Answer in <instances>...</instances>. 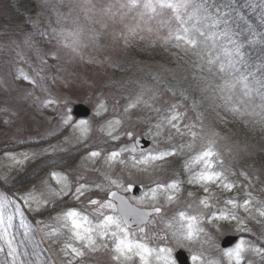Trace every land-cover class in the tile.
<instances>
[{"label":"rangeland","instance_id":"1","mask_svg":"<svg viewBox=\"0 0 264 264\" xmlns=\"http://www.w3.org/2000/svg\"><path fill=\"white\" fill-rule=\"evenodd\" d=\"M15 1L0 0V36H3L5 31L14 32L16 33L14 38L20 44V47L14 51L0 50V82H6L0 88V124L5 120L12 121L10 124L4 125L6 129H9L8 131H0V150L24 143H39V145L25 148L20 152L2 154L0 156V181L8 185L25 167L34 163L44 165L47 160L53 159L57 151H63L64 154L73 156L83 149H94L101 146L103 155L110 149V146H103L111 142L107 136L108 122L120 120L117 130L121 133L123 141L129 145L131 144L123 133L132 131L135 137L147 136L152 141V148L143 151V153L139 150H136L135 153H125L123 157L125 163L112 166L105 163V155H101V158L95 160L91 159L89 155L79 160L76 157L73 163L67 167V172L56 170L53 172L61 175L66 174L72 188L77 186V177L80 178L79 182L81 183L86 180L92 185L100 184L103 188L106 187L107 192L111 190L126 192V187L130 184L143 186L145 191L142 197L132 200L138 206L165 209L164 214L157 217L146 230L148 239H151L149 245L155 247V249L169 248L171 250L169 261H172L171 256L175 250L184 249L191 252L193 256L199 257L195 264H200L201 258L207 264H211L210 262L213 261L216 262H213V264H230L229 259L224 255L225 252L221 253L217 248L220 241L217 235L213 236L212 232L204 238H198L204 239L198 242H196L198 239L188 241L180 236L178 232L179 214L177 215V213L182 209L181 203L188 204L186 203L188 198L181 191L183 184H180L179 191L158 192L155 200L150 198L149 189L156 187L157 183H171L175 179L188 182L189 174L185 171L184 166L185 161L190 158L189 149L185 147L183 152H177V156L169 158L162 165L160 162L149 166L137 165L134 167L132 165V155L140 156L157 149L166 150L172 146L179 148L190 143L192 138L190 136L174 135L169 140L167 130H165L163 135L154 141L148 134V126L141 127L138 120H134L131 115H126V121L121 120L120 117L111 118L108 116L107 120L102 123L100 121L106 112L97 115L98 104L101 101L109 111L112 106L117 107L118 110L115 114L117 117L119 112L125 113L124 108L128 104L129 98H134L136 94H139L141 86L146 90H151L150 93H146L145 98L147 99L148 95L154 93L156 99L149 100L150 107L141 104L143 107L141 113H149V117H155L157 122L159 116L153 109L160 108L162 112H167L171 105H177L178 111L185 114L183 123L196 125L194 131L198 135L191 155L199 154L209 140H215L213 151L219 157L218 160L215 157L212 158L215 170L223 171L229 176V180L235 181L237 185L231 192L216 185L209 186L208 194H211V198L217 199L218 206L222 205L224 200L233 197L239 203H242L244 199L248 198L249 193H251L254 201L264 202V151L262 153L257 152L253 147L254 145L243 135L244 132L240 131L239 135L235 127L226 125V112L223 109L226 105L219 101V103L213 105L214 110L210 114L205 111L197 115L196 110H192L184 103V93L183 96L180 94L182 98L178 96L179 102H177V96H172V94L170 95L171 98L165 96L163 87L171 86L170 73H166L163 80V77L158 74L164 72L159 65L155 69L143 71L145 68L132 60L136 56L130 53V48L135 45L132 44L135 41L142 44L146 42L158 43L169 38V27L165 23L169 19V10H163L160 15L154 16L145 24L136 10H117L113 8L107 14L101 11V3L107 7L109 4H118L120 0H94L97 6L91 11L88 10V6L84 4L83 0H19L23 3V9H25V23L30 27V29H27L22 23V19L15 20L14 17L8 16L14 13L11 11L10 6L15 4ZM32 3L37 8L34 14L29 12ZM73 21H75V25H73ZM73 26L83 29L82 41L85 46L78 50V54L64 47L63 42L58 40L56 36V33L61 30L68 31ZM131 28L136 29L135 34L129 32ZM93 32L101 33L99 39L95 42L90 39ZM125 37L128 39L127 45L124 42ZM35 49H39L42 53L55 52L59 57L58 60H53L51 55L45 57L48 60V66L40 73L41 76L45 77L43 81H40L36 75L40 61ZM17 53H21L24 59L18 58ZM21 72L30 78L36 79L47 91H42L41 87L37 85L15 79ZM54 76L57 78L55 82L52 80ZM147 78L149 80H146ZM119 79H121L120 81L125 80V82L122 81L124 91L115 90L114 88ZM131 79L139 82L135 87L129 89V80ZM213 94L214 92L211 91L206 95L213 96ZM48 99H52L57 103L47 108L42 107L41 103ZM242 99L248 100L249 98L238 94L237 99L232 100V104L235 103L233 106L239 108L241 112L247 113L241 115L243 121L246 122L245 124L252 122H254L253 124H260V115L252 113L253 109L256 113L260 112L257 106L261 104V101L256 100L257 103L242 104ZM253 99L252 97L250 101H253ZM79 104L89 107L93 112L92 117L84 121L88 129L84 137H81L79 129L74 127L65 128L59 123L58 119H55L57 108L60 112L70 109L72 115L73 107ZM12 113H16V116L13 117ZM145 121L146 117L140 123ZM73 122L79 124L81 121H76L73 118ZM205 124L207 125L204 127ZM218 124L220 128L217 126ZM61 132H65V134L55 144L57 146L56 152L49 151L45 154L44 149H49V147L43 145V142ZM23 153H35L36 158L25 161L22 165L10 159L12 156L22 159ZM241 172L244 173V176H247V179L239 175ZM232 173H236V175H232ZM51 174L37 177L30 188L19 195H27L31 192L39 203L33 202L30 208L22 206L24 221L28 230L27 235H25L26 229L20 225L19 216H15L12 221L13 226L10 232L15 238L14 246L17 248L18 253L23 254L18 255V262L26 261L27 264H67L69 257L65 255L64 246L59 248L58 245L65 244V236L60 234L55 237L45 236V233L50 232L52 227L60 229L61 232L67 231L62 229L60 223L56 220V217L61 216L64 212L54 217H46L45 220L40 221L39 226L36 228L37 234L33 237H31L33 226L28 224L27 213L35 215L46 209L54 201H61V198L67 197H58L52 194L53 191H59L63 184L53 180ZM106 177L116 181V184H110L109 179ZM117 184L120 186L118 187ZM170 194L175 197L171 202L167 200V196ZM0 195L13 198L1 190ZM68 196L73 197L71 194ZM102 197H104L105 202L108 201L105 195ZM177 200L180 202L175 205ZM193 206L194 202L192 201L189 207L185 208L187 215L194 213ZM224 207L225 205L222 208ZM257 207H259L257 203L251 205L254 213ZM196 208H203L199 204V200H196ZM82 210L85 213L94 212V206L88 204ZM107 210L105 209L106 214ZM109 215L113 214L109 213ZM237 215L245 217L247 213L241 209ZM224 222L223 227L216 226L217 232L222 235L219 236L220 240L223 239L224 235L249 234L252 238V244H264V226L257 224L255 220H245V224L252 230L251 232L240 231V225L236 221ZM44 225L50 227L45 228ZM173 233L177 234L173 235ZM135 238L136 241L142 242L141 238ZM38 248L45 249L48 260L43 259L41 263L40 256L37 253ZM0 249H3L0 251L2 256L0 258L2 263L0 264H13L9 249L3 240H0ZM92 253L86 252V256L82 258L84 263H102V260ZM218 253L221 254L218 255ZM250 253L252 252L245 255L247 259L245 264H264L261 257L255 253H253L252 258H249ZM156 261V264H163V261ZM105 264L107 263L105 262Z\"/></svg>","mask_w":264,"mask_h":264},{"label":"snow or ice","instance_id":"2","mask_svg":"<svg viewBox=\"0 0 264 264\" xmlns=\"http://www.w3.org/2000/svg\"><path fill=\"white\" fill-rule=\"evenodd\" d=\"M84 4L88 6V10L91 11L96 8L97 4L94 0H83ZM113 8L117 10L128 9L129 11L136 10L141 20L148 23L154 16L160 15L163 10H169V19L165 23L169 27V38H173L177 42H181L185 46V51L193 50L194 54L199 56L202 61L201 67L207 66V70L213 76L219 75L221 84H217L216 88L221 93V98L225 100L226 107L233 99V94L237 89L240 90L241 96L249 98L248 100H241L242 104L250 102L252 97H258L261 104L258 105L260 112L256 113L253 109L252 114H259L260 122L264 123V63L253 68L248 63L244 49V44L240 37L242 33L233 26V21L229 17V14H220L219 9L216 7L214 0H120L118 4H109L107 7L101 3V11L105 14L112 11ZM75 25V21H73ZM151 31L150 29H148ZM83 29L78 26H73L71 30L56 33L58 40L62 41L64 47L72 50L73 53L78 54V50L85 46L82 41ZM129 32L135 34L136 29L131 28ZM43 36V34H41ZM101 33L93 32L90 39L95 42L99 39ZM16 33L4 32L3 36H0V50L14 51L20 47L17 40L14 38ZM127 45L128 39L124 40ZM180 46V43L177 44ZM36 55L40 61L39 67L36 70V75L40 81L45 79L40 73L44 71L48 66V60L46 56L51 55L53 60H58L59 57L55 52L42 53L39 49H35ZM17 57L24 59L21 53H17ZM215 69V72H214ZM15 79L25 81L30 84L41 87L42 91H47L43 88L42 84H39L36 79L30 78L28 75L21 74L16 76ZM56 77H52L53 82L56 81ZM6 82H0V88ZM151 90H146L141 86V91L136 94L134 98H129L128 104L124 108V112L127 113L130 109H136L143 104L144 106H151L149 100H155V94L148 95L145 98L146 93H150ZM227 93V95H224ZM173 94H175L173 90ZM183 96V93H181ZM186 99V97H185ZM57 102L48 99L41 103V106L47 108L51 105H55ZM158 113V120L155 124H149L148 134L155 141L156 138L161 137L165 130H167L168 139L174 135L190 136L191 142L187 145H182L179 148L172 146L166 150H155L142 154L140 156L132 155V165L149 166L157 162L161 165L163 162L168 161L169 158L177 155V152H183L184 148L189 149L190 158L185 161V171L189 174L188 183L191 185H198L202 188L203 192L207 194L210 190V185H216L228 192H231L237 187L235 181H230L229 176L223 171L215 170V165L212 158L219 159L218 154L213 151V145L215 140H209L208 144L204 145L202 150L197 155H191V151L194 148V144L197 140V132L194 131L196 125L193 123H183L185 114L178 111L177 105H171L167 112H162L160 108L153 109ZM108 109L103 101L98 104L97 115L101 112H107ZM234 114L245 115L246 112L235 106L229 108ZM15 117L16 113H12ZM55 119L59 120V123L63 127H74L79 129L81 137H84L88 131L85 122L81 121L79 124L73 122L71 110L60 112L57 108V116ZM11 120H5L0 124V131H8L4 125L10 124ZM147 123V122H145ZM120 124V120L109 121L107 125V136L114 142V147L106 151L104 160L109 166L114 164H124L125 153H135L139 147V141L134 136L132 131H125L124 136L127 137V142L122 140L121 133L117 130V126ZM183 125V126H182ZM216 135V134H214ZM120 142V143H115ZM123 144V146H121ZM57 150L56 145L50 146L49 149H44V153L49 151L55 152ZM143 153V149H141ZM101 151L91 150L89 157L91 159L101 158ZM36 154L23 153L22 159H17L12 156L15 163L22 165L25 161L35 159ZM147 170V169H145ZM236 175V173H232ZM239 175L244 176L241 172ZM51 178L56 180L57 183L63 184V187L59 191H53L55 196H68L71 194L76 200L86 202L94 206V212L90 219L88 214H82L81 211H77L74 208L65 211L61 216L56 217L58 223H60L62 229H66V232H61L60 229L52 227L50 232H46V237H55L58 234L64 235L66 242L64 244V251L66 257H69L67 264H84V258L87 252H95L98 248H107L106 241L111 238L113 242L112 251L116 253L113 257L115 260L131 259L129 254H135L139 257L141 264H149V258L155 257L158 261H163V264H169V257L171 250L167 247L158 249L150 248L147 244L133 241L130 239V232L132 225L129 223V216H139L141 218L140 224L146 225L149 221L145 218L150 217L152 212L138 213L134 209H130L127 202L117 197V193L110 192L105 193V196L111 195L114 199H120V216L108 215L105 213V209L116 210V205L111 201L105 202L104 197L93 199L94 195H98V192L94 191V188L103 191V187L100 184L94 186L90 185L88 181L79 182L80 178L77 177V186L75 188L70 187V181L68 176L53 172ZM107 178V177H106ZM247 179V176H244ZM109 179L110 184H116V181ZM119 187L120 185L117 184ZM180 184L178 181H172L171 183H157L156 187L150 188L151 199H156V193L158 192H176L179 191ZM128 191H131V186L128 187ZM189 196L192 193H188ZM175 199L174 195H168L167 200L169 202ZM33 202H37L35 196L29 192L27 195L17 196L9 198L7 196L0 195V240H3L9 249V255L13 259V264H27L26 261H17L18 253L17 248L14 246V235L11 234L12 221L15 216L20 217V225L26 229L25 235L28 234L27 225L24 221V212L22 206L29 207ZM254 203L259 204V207L255 209V213L251 208ZM199 204L204 209H211L214 207L213 202L205 196L199 200ZM225 207L223 209H217L216 211L209 212L206 219L208 223L214 220L223 221H236L240 225V231L251 232L252 230L247 227L245 220H255L257 224L264 226V202H256L251 197V193L248 194V198L244 199L242 203H239L236 198H228L223 201ZM243 209L247 215L240 217L237 213ZM38 210V209H31ZM153 211L157 214L161 212L160 207H154ZM179 229L178 232L183 239L188 241H195L199 235L204 232V228L200 226L202 223L201 216L187 215L185 212L179 213ZM132 223H136L134 220ZM45 228L50 227L44 225ZM139 231L143 232L144 227L139 226ZM177 233H173L176 235ZM98 241L105 243H98ZM3 249H0L2 251ZM248 252L255 253L261 257L264 262V247H257L251 242L241 240L237 246L229 251H226L224 255L229 259L230 264H245V255ZM192 259L196 261L198 258L193 256ZM172 264H175L173 261Z\"/></svg>","mask_w":264,"mask_h":264},{"label":"trees","instance_id":"3","mask_svg":"<svg viewBox=\"0 0 264 264\" xmlns=\"http://www.w3.org/2000/svg\"><path fill=\"white\" fill-rule=\"evenodd\" d=\"M252 18V23L254 24V27L255 28H258L259 27V16L256 17V16H253L251 17ZM239 124V123H237ZM238 127H242V124H239L237 125ZM262 131V132H260ZM250 138L249 139H253L254 142H255V146L257 147H264V129H260V127H252L251 129V132H248L247 134ZM45 169V168H44ZM43 169V170H44ZM41 174V168L38 170V173L36 174V176L40 175ZM20 181V185H19V188L25 186V181L23 180H19Z\"/></svg>","mask_w":264,"mask_h":264},{"label":"water","instance_id":"4","mask_svg":"<svg viewBox=\"0 0 264 264\" xmlns=\"http://www.w3.org/2000/svg\"><path fill=\"white\" fill-rule=\"evenodd\" d=\"M75 114L79 115L81 117H86L88 115L87 112H84V109L82 107H77L76 111H75Z\"/></svg>","mask_w":264,"mask_h":264}]
</instances>
